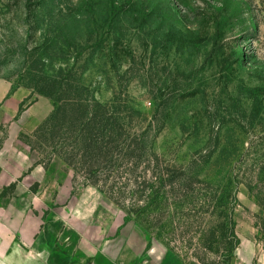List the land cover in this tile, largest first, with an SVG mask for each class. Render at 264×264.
I'll list each match as a JSON object with an SVG mask.
<instances>
[{"label":"rangeland","instance_id":"374dc122","mask_svg":"<svg viewBox=\"0 0 264 264\" xmlns=\"http://www.w3.org/2000/svg\"><path fill=\"white\" fill-rule=\"evenodd\" d=\"M0 79L33 101L0 130V264H201L230 220L232 264H264V0H0ZM55 99L114 107L148 154L91 178Z\"/></svg>","mask_w":264,"mask_h":264},{"label":"trees","instance_id":"16d2710c","mask_svg":"<svg viewBox=\"0 0 264 264\" xmlns=\"http://www.w3.org/2000/svg\"><path fill=\"white\" fill-rule=\"evenodd\" d=\"M40 94L48 95L46 90H41ZM54 104L56 108L45 124L48 123L51 127L54 126L55 130L59 129L60 131V128L65 124L64 121L70 120L74 145L79 147L80 162L83 166L84 164L87 165L86 167L89 170L87 173L91 178L95 177L97 168L106 167L107 164L118 161V159H115L123 151L126 154L134 155L139 161L148 154L143 135L131 134L124 125V119L116 116L113 112L115 111L114 107L97 103L92 109L89 104H83L82 102L61 103L57 99L54 100ZM57 154L61 155L68 164L76 165L74 161L77 153L64 154L59 152ZM154 156L158 159L156 154ZM186 175L184 170H175L168 167L157 174H153V180L149 182V188L151 189L149 198H152V196L157 197L161 189L168 186L174 191L175 183L186 177ZM91 183L98 184V179H93ZM190 186L191 184L188 185V187ZM216 191L221 196L216 199L215 202L217 203L214 207L223 208L225 207V187ZM117 203L120 202L117 201ZM201 234L204 236L203 248L206 251H213L214 244L219 242L222 248H220L218 260L215 261L208 262L206 257L198 255L201 264H232L234 251L239 244V238L232 220L229 221V226L226 223L225 227L224 221L217 227V230L210 229L208 231L205 229Z\"/></svg>","mask_w":264,"mask_h":264},{"label":"crops","instance_id":"0c3cea01","mask_svg":"<svg viewBox=\"0 0 264 264\" xmlns=\"http://www.w3.org/2000/svg\"><path fill=\"white\" fill-rule=\"evenodd\" d=\"M31 95L32 92L30 90H26L22 87H15L11 81L0 79V130L5 126L7 122H15V120H17V118L23 112V108L27 107L30 104H33V101H31ZM44 100V98H41L39 104H35L36 106H33L30 110H28L25 115L28 113L27 117H29L31 111L33 112L34 110L35 113V111L38 109L39 120H43L45 117H47L49 115V112L46 111V108H42V103H44ZM26 102L28 104H26ZM0 165H3L1 161ZM31 166L32 163L28 164L27 162V168Z\"/></svg>","mask_w":264,"mask_h":264}]
</instances>
